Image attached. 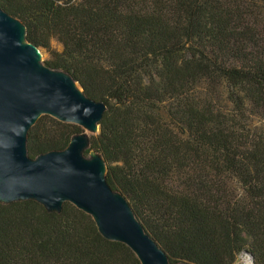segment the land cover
<instances>
[{
	"label": "trees",
	"instance_id": "trees-1",
	"mask_svg": "<svg viewBox=\"0 0 264 264\" xmlns=\"http://www.w3.org/2000/svg\"><path fill=\"white\" fill-rule=\"evenodd\" d=\"M0 10L49 53L47 68L106 106L84 156L101 157L170 263L264 264V0H0ZM81 132L43 115L28 156ZM0 264L139 261L73 205L26 200L0 203Z\"/></svg>",
	"mask_w": 264,
	"mask_h": 264
},
{
	"label": "water",
	"instance_id": "water-1",
	"mask_svg": "<svg viewBox=\"0 0 264 264\" xmlns=\"http://www.w3.org/2000/svg\"><path fill=\"white\" fill-rule=\"evenodd\" d=\"M105 110L68 73L43 65L24 25L0 10V203L34 200L47 211L69 203L92 218L102 238L126 245L139 264H174L145 233L126 199L108 186L101 157L94 151L84 156ZM43 115L83 132L65 149L32 159L27 135Z\"/></svg>",
	"mask_w": 264,
	"mask_h": 264
},
{
	"label": "rangeland",
	"instance_id": "rangeland-1",
	"mask_svg": "<svg viewBox=\"0 0 264 264\" xmlns=\"http://www.w3.org/2000/svg\"><path fill=\"white\" fill-rule=\"evenodd\" d=\"M52 47L55 48L56 50H60V47L56 44V43H52ZM39 52L41 53V63L44 65V61L48 60L50 58L49 53H47L44 49H39ZM220 98L218 100V102H220L219 107L220 108H225V106H227L228 102L225 101V95L224 92H220L219 93ZM254 125H258L257 121L254 120ZM89 154L86 156L88 157ZM248 256L241 254L238 258H237V264H251V262L248 260L247 258Z\"/></svg>",
	"mask_w": 264,
	"mask_h": 264
}]
</instances>
